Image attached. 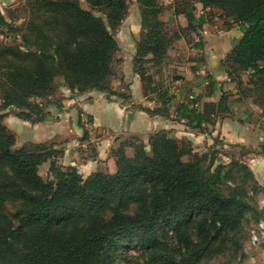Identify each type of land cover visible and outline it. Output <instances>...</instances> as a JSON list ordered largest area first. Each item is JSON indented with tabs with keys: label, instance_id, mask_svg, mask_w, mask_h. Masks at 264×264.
Masks as SVG:
<instances>
[{
	"label": "trees",
	"instance_id": "1",
	"mask_svg": "<svg viewBox=\"0 0 264 264\" xmlns=\"http://www.w3.org/2000/svg\"><path fill=\"white\" fill-rule=\"evenodd\" d=\"M36 1L43 22L31 28L29 36L22 34L21 42H28L25 48L1 40L7 30L15 29L0 10L3 106L17 108L14 114L31 123L43 121L48 110L31 97L50 96L57 86L56 76L71 91L94 89L107 92L108 97L122 96L111 89L108 77L113 54L120 48L113 30L126 16V0H88L104 12L108 25L90 9H83L79 0ZM199 1L237 22L242 30L222 60L229 74L240 78L243 70L252 68L261 74L258 82L264 87V64L259 66L264 63V0ZM137 2L143 30L135 61L142 66L148 60L158 63L180 33L166 32L160 18L165 6H158L157 0ZM194 9L190 0H176L174 5L175 14L184 13L188 25L195 28L202 19L197 20ZM176 27L183 29L179 24ZM142 71L141 77L147 80ZM225 103L223 95L217 111L224 110ZM212 106L214 103L205 104L207 111ZM178 108L189 109L184 103ZM14 141V132L0 115V202L10 196L30 205L14 226L0 213V264H113L112 253L125 238L139 243L145 254L142 264H201L216 235L224 229L234 233L250 208L241 198L221 192L223 164L213 166L210 161L204 165L206 152L193 151L166 129L151 134L147 142L136 136L123 139L111 150L114 170H96L86 176L75 166L66 170L56 166L54 148L41 142L13 147ZM46 161L49 171L55 173L54 180H44L38 173V166ZM240 163L254 178L246 163ZM166 220L180 223L183 248L175 249L166 240V232L157 231ZM197 220L203 221L206 232L194 239L185 224Z\"/></svg>",
	"mask_w": 264,
	"mask_h": 264
},
{
	"label": "crops",
	"instance_id": "2",
	"mask_svg": "<svg viewBox=\"0 0 264 264\" xmlns=\"http://www.w3.org/2000/svg\"><path fill=\"white\" fill-rule=\"evenodd\" d=\"M163 1L165 9L161 20L167 29L179 24L184 33H180L167 47L160 62L148 60L143 63L150 69L146 72L147 80L133 68L137 41L143 30L137 0L139 13L135 15V27L129 26L130 15L126 13L117 28L119 32H115L124 52L125 68L122 78L116 83L111 80L110 87L122 94L120 84L125 81L129 89L127 96L108 97L107 92L93 89L79 93L73 99H65L61 109L50 108L47 118L41 122L29 123L9 113L5 124L17 134L20 143L63 139L61 157L83 176L96 170L113 171L115 164L111 149L129 136L147 142L154 132L173 129L182 135L192 134L196 140H201L198 136L207 140L211 137L221 145L243 150L244 163L264 188V87L258 82L261 74L248 68L237 78L229 74L222 62L242 36L239 24L224 18L217 9L204 6L199 0H190L195 6L194 16L197 20L202 19L194 28L188 25L184 13L175 14L176 0ZM259 63V66L264 64ZM223 95L226 97L225 109L217 111ZM71 102L75 103L72 107ZM181 103L189 108L186 112L178 108ZM207 103H214L208 111L205 108ZM162 105L166 109L162 110ZM80 110L91 117L89 132H97V135L89 137L93 142V155L85 157L80 156L86 155L80 152L87 140L81 138L84 129L78 124ZM184 112L190 116L192 124L184 117ZM197 123L199 125H195ZM201 128L204 129L199 135L192 132ZM40 166L49 167V161ZM261 206H264V192Z\"/></svg>",
	"mask_w": 264,
	"mask_h": 264
},
{
	"label": "rangeland",
	"instance_id": "3",
	"mask_svg": "<svg viewBox=\"0 0 264 264\" xmlns=\"http://www.w3.org/2000/svg\"><path fill=\"white\" fill-rule=\"evenodd\" d=\"M157 2L158 6H165L163 0H157ZM126 3L127 14L130 15L131 19L130 20L128 18L131 22L129 23V26L135 27V15L139 13L138 4L136 0H126ZM79 4L83 9H90L94 15L101 17L108 25L107 18L104 12L100 10L98 6H93L88 0H79ZM36 6V0H0V10L3 16L12 26H14L15 29H9L11 30L10 32L5 27L8 32L6 31V35L1 37V40L3 42H12V45L16 43L22 44L24 48L27 47L28 42L26 40H23L21 42L22 34H26L29 36L31 31L30 29L34 26L42 25L43 22L42 13L37 9ZM213 15H215V12L213 13ZM126 24L127 23H125V25ZM166 28H168L167 25ZM118 29L113 30L114 33L119 32ZM166 32L170 35H173L175 32L184 33V30L178 29L176 26H172ZM120 36V38H122V41L125 42V38L123 37V35L120 34ZM40 42L41 41H38V43ZM122 50L123 49L120 47L112 57V74L108 77V80H112L113 82L115 81V83L122 78L121 75L123 74V69L125 68L122 58L124 52ZM13 61L15 60L13 59ZM133 68L138 72H140V70H143L142 72L145 74V76L146 72H149L150 70L147 67L142 66L141 64L136 62L134 63ZM166 78L167 77H165L164 80H166ZM55 80L57 82V86L50 96H48L47 98H39L37 96L31 97V99L35 102L44 103V106L46 110H48V113L50 112V108H63L64 102L66 101L65 99H73L75 95L79 94L78 90H69L67 84L63 81L61 76H56ZM120 85H122L123 88L122 94L124 96H127L129 90L127 84L122 80ZM71 103V107L75 105L74 102ZM160 108L162 110L166 109L164 105H162V107ZM16 111H18L17 108L4 107L0 98V115L1 121L4 124V120L8 116V114H14V112ZM47 116L48 115H46L43 120H45ZM27 121L31 123L29 120ZM90 122L91 117L80 110L78 116V124L84 130H86V135L83 134L81 138L87 139L84 145L85 148L82 150V152H80L83 154L86 153V155H80L81 157L93 155L94 152V147L92 146L93 142L89 141V137L93 136L95 132H89ZM203 129L204 128L195 129L192 130V132H195L197 133V135H199L200 132H203ZM169 131L171 135L175 136L178 140L184 141L186 145H188L190 148L192 147L193 151L198 153L206 152L207 154L205 157V161L203 162L204 165H207L210 161H212L213 166H216L217 164H223V166L221 167L223 171H221L222 180H220L219 184L221 192L224 195H235L237 198H241L242 200L246 201L250 206V208L244 214L241 226L237 228L234 233L231 232V229H224L219 235H216L210 245L211 251L201 257L200 263L264 264V240L259 243H252L249 239L250 228L253 227L259 219H264V206H261L263 191L255 181V179L248 174L249 172L245 167H243V164L240 163L241 161L244 162L241 154L242 151L237 150L229 145H221V143L216 141L215 138L208 137L207 140L198 136V138H201V140H196L194 139L192 134L182 135V133H177V130L173 129H170ZM14 135L15 144L13 147H19L22 144H34L31 142L20 143V138L17 137V134L14 133ZM95 135H97V132ZM130 137H126V139ZM41 143L47 147L54 148L58 152L54 155L56 166H59L63 170H66L69 168V166H72L66 159H63L61 157L64 148L63 139H59L56 141L50 139L49 141ZM146 147L148 148V146ZM130 150L131 148L126 147L127 152H130ZM70 157L73 158L72 156ZM184 158H187V156H185ZM227 170L231 171L229 175V172L227 173ZM38 173L44 180H54L55 173L49 171V167H42L39 165ZM223 174L225 176H223ZM29 209L30 205L20 198L17 199L6 196L0 202V213L4 215L8 220H10L13 226L17 225L18 221H20L21 218H23V216L28 213ZM204 219H206L207 221L210 220L209 216H206ZM202 222L203 221L200 222L199 220H197L189 221L185 224L187 228L186 231L190 237L196 239L199 232H201L202 234L206 232V229H204V225L202 224ZM216 225H218V223H216ZM179 226L180 223L177 220H166L161 222V224L158 226L159 228L157 229V231L164 230L166 232V240L175 249L183 248L182 242L179 239ZM209 229L213 233L212 229ZM144 255V251L137 241L125 238L120 242L119 248H117V250L112 253V260L113 264H142L145 257ZM174 256L178 257L179 254L175 252Z\"/></svg>",
	"mask_w": 264,
	"mask_h": 264
},
{
	"label": "built area",
	"instance_id": "4",
	"mask_svg": "<svg viewBox=\"0 0 264 264\" xmlns=\"http://www.w3.org/2000/svg\"><path fill=\"white\" fill-rule=\"evenodd\" d=\"M249 239L252 243H259L264 240V219H259L258 222L250 228Z\"/></svg>",
	"mask_w": 264,
	"mask_h": 264
}]
</instances>
